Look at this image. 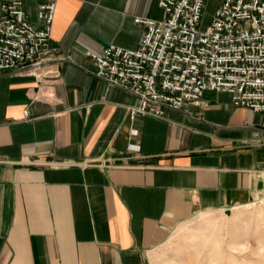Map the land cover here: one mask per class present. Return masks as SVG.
<instances>
[{
    "label": "crops",
    "instance_id": "0c3cea01",
    "mask_svg": "<svg viewBox=\"0 0 264 264\" xmlns=\"http://www.w3.org/2000/svg\"><path fill=\"white\" fill-rule=\"evenodd\" d=\"M162 17L157 0H57L41 66L0 73V264H152L197 214L264 196V114L206 92L130 119L138 99L93 75L90 54L137 48L134 19Z\"/></svg>",
    "mask_w": 264,
    "mask_h": 264
},
{
    "label": "built area",
    "instance_id": "2783aa9c",
    "mask_svg": "<svg viewBox=\"0 0 264 264\" xmlns=\"http://www.w3.org/2000/svg\"><path fill=\"white\" fill-rule=\"evenodd\" d=\"M206 1L157 0L161 19H134L144 28L137 48L109 44L90 54L96 78L138 99L130 119L198 107L206 92L264 114V0H221L202 29ZM38 2L35 25L24 0H0V73L38 68L50 50L57 0Z\"/></svg>",
    "mask_w": 264,
    "mask_h": 264
},
{
    "label": "rangeland",
    "instance_id": "374dc122",
    "mask_svg": "<svg viewBox=\"0 0 264 264\" xmlns=\"http://www.w3.org/2000/svg\"><path fill=\"white\" fill-rule=\"evenodd\" d=\"M218 0H207L200 27ZM152 264H264V196L244 207L199 213L179 225Z\"/></svg>",
    "mask_w": 264,
    "mask_h": 264
}]
</instances>
